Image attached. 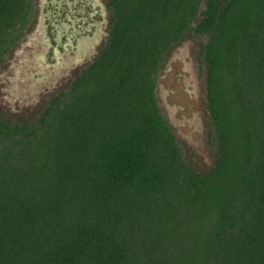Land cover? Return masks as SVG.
Wrapping results in <instances>:
<instances>
[{
  "label": "trees",
  "instance_id": "16d2710c",
  "mask_svg": "<svg viewBox=\"0 0 264 264\" xmlns=\"http://www.w3.org/2000/svg\"><path fill=\"white\" fill-rule=\"evenodd\" d=\"M107 8V42L70 90L34 123L0 118V264H264V0ZM32 12L31 0H0V65ZM191 32L208 36L219 150L202 173L155 94Z\"/></svg>",
  "mask_w": 264,
  "mask_h": 264
},
{
  "label": "rangeland",
  "instance_id": "374dc122",
  "mask_svg": "<svg viewBox=\"0 0 264 264\" xmlns=\"http://www.w3.org/2000/svg\"><path fill=\"white\" fill-rule=\"evenodd\" d=\"M31 1L24 35L0 65V118L11 124L36 122L99 56L109 34V0ZM200 19L199 14L193 25ZM207 43V35L191 32L175 44L155 89L162 115L198 173L211 170L219 156L207 110V69L199 55Z\"/></svg>",
  "mask_w": 264,
  "mask_h": 264
}]
</instances>
